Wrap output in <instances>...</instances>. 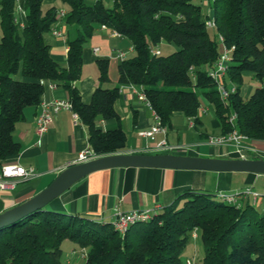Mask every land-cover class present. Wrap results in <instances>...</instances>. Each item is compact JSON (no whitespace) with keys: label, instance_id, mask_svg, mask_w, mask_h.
Wrapping results in <instances>:
<instances>
[{"label":"trees","instance_id":"16d2710c","mask_svg":"<svg viewBox=\"0 0 264 264\" xmlns=\"http://www.w3.org/2000/svg\"><path fill=\"white\" fill-rule=\"evenodd\" d=\"M61 1L67 10L59 17L54 5L44 10L43 0H24L21 25L16 20L17 0H0V162L19 153L21 145L12 137L14 126L26 106L38 104L40 80L45 78L68 89L95 156L125 149L126 133L120 125L102 130L97 121L118 119L114 102L120 85L129 83L142 87L167 129L175 111L198 121L200 93L213 105L220 134L237 129L248 139L264 140V85L240 94L245 71L264 84V0H209L212 15L207 16L215 21L214 32L195 0H113L109 7L103 0ZM61 20L76 27L75 36L66 39L65 65L51 57L48 40ZM102 24L127 37L134 55L119 60L117 85L112 87L104 85L109 81L108 59L97 58L98 85L86 103L76 82L85 44ZM217 34L231 48L222 81L233 82L236 90L226 100L210 74L221 51ZM161 41L174 43L177 49L163 55L156 46ZM215 196L186 189L161 211L150 212L122 233L112 222L46 205L0 228V264H63L65 240L86 251L82 264H186L183 253L197 231L203 255L195 264H264V210L258 212L250 201L242 199L236 206Z\"/></svg>","mask_w":264,"mask_h":264},{"label":"crops","instance_id":"0c3cea01","mask_svg":"<svg viewBox=\"0 0 264 264\" xmlns=\"http://www.w3.org/2000/svg\"><path fill=\"white\" fill-rule=\"evenodd\" d=\"M54 1L56 0H43V3H53ZM15 13L19 23L23 25L25 20L20 18L26 13L24 0H17ZM207 15H212L210 6ZM209 29L214 30L213 28ZM101 30L104 42L102 40L99 42L102 43V47L95 45L85 48L88 55L85 57V51H83L82 73L76 82L82 100L86 103L90 101L91 95L98 85L99 71L96 61L93 62V59L108 57L110 60L116 59L118 65L119 59L116 57V52L122 50L127 57V54L133 50L132 45L123 48L128 44L127 37L111 35L109 29L101 28ZM49 42L51 57L65 65L66 34L64 33L63 37H56L52 41L49 40ZM117 45L118 47H115ZM94 47L98 48L96 52L93 51ZM109 65V81L110 77L112 80L104 85L112 87L117 85L118 76L116 78L115 68L109 75ZM40 82L43 85V91L38 104L29 105L23 109V118L16 122L12 132L13 139L20 143L21 149L11 160L0 162V166L12 162L26 168L32 167L36 174L25 178H16L12 188L0 189V212L21 203L42 190L63 168L77 162L79 152L89 147L86 125L82 122L75 123L72 112L68 109H62L55 113L48 129L40 136L36 134L34 119L40 111L41 104L55 99L67 100L69 98V91L62 84L46 78L41 79ZM114 107L118 113V119H99L97 125L102 130L112 129L119 125L123 129V120L127 121L130 139L126 135L125 149L121 152H162L155 149L156 141L162 137V134H156L153 139L139 135V131L147 129L153 122V114L149 105L140 101L137 95L130 91L128 84L120 85ZM173 115L183 116L187 125L195 131L191 141H187L189 138L187 135H184L183 143L170 141V130L174 126L171 121L166 133L169 143L187 145L189 148L186 154L212 157L230 156L231 146L207 142L209 135H217L221 132L220 123L216 118L211 119L212 131L208 132L206 123L209 119L203 115L199 116L196 123H194L193 117H186L181 111H175ZM245 143L264 151V140L247 138ZM245 188H250L260 195L254 202L251 195L245 196L243 203L250 201L255 207L257 204L264 206V197H262L264 196V174L157 167H113L89 173L51 201L49 206L67 213L84 215L99 222L111 223L117 209L124 212L132 210L159 212L186 189L202 190L217 195L218 192L241 191ZM73 248L68 251L65 263L82 264L84 258L79 253L72 254Z\"/></svg>","mask_w":264,"mask_h":264},{"label":"built area","instance_id":"2783aa9c","mask_svg":"<svg viewBox=\"0 0 264 264\" xmlns=\"http://www.w3.org/2000/svg\"><path fill=\"white\" fill-rule=\"evenodd\" d=\"M113 1V0H110ZM64 10H58V16L62 17L64 16ZM17 22L18 19L16 18ZM59 22H57L54 27L51 30V34L56 37H63L64 32L59 27ZM206 26L209 28L215 27V21L213 18H208L205 22ZM101 28L103 29H109L110 34L114 36H119L120 34L109 27H107L105 24L101 25ZM217 38L219 40V43L221 45V51L219 54V57L215 63L214 69L210 71V74L212 77L217 81V88L218 92L222 99L226 100L230 92H234L236 90V87L233 86L230 90L226 88V85L223 83V77L225 76L227 69H228V63L230 58V51L231 48L228 47L224 41L221 35L217 34ZM98 50L97 47L93 48V51L96 52ZM152 52L158 54L159 50L156 48L152 49ZM116 57L119 60H122L125 58V52L122 50H118L116 52ZM54 85V84H53ZM128 87L132 93L137 95L138 99L141 101H144L152 110L153 114V122L149 125V127L145 130L139 131L140 136L149 137V138H155L156 134H162V137L156 141L155 149L157 151H168L173 153H181L186 154L188 150L187 145L183 144H171L168 142L166 138L167 133V127L162 123L161 117L159 114L151 107L149 100L143 91L142 87L139 85H135L132 83L128 84ZM62 109H68L71 110L74 122H81V119L77 112H75L72 108V104L69 99L62 100V99H55L48 102H43L41 104L40 111L36 114L34 119L35 124V132L37 135L43 134L49 126V123L52 121L53 116L55 113H57L59 110ZM205 108H202V111H205ZM235 119V113L233 112L230 117L229 121L233 123ZM247 139V136L243 133H240L237 129H232L228 133L225 134H217V135H209L207 137V142L210 144H217L221 146H231L232 149L229 151V155L237 156V157H245L248 158L250 155H259L262 156L264 154V151L258 149L257 147L247 145L245 143V140ZM96 157L90 147L86 148L85 150L79 152L78 160L77 162L86 161L91 158ZM36 173L32 167H24L22 165H19L17 163H4L0 166V189H7L12 188L15 184L16 178L19 177H29L34 176ZM251 195L253 202L255 199L260 195L258 192L251 190L250 188H245L241 191H230V192H218L217 196L222 199L224 202L234 204L236 206H239L241 204V201L243 197ZM262 210H264V206H262ZM150 216L149 210H132L128 212L120 211L119 209L115 212V218L112 221L113 227L119 231L120 233L124 232L126 228L142 219H146ZM193 236L195 237L196 234L194 233ZM72 254L79 253L82 258L86 257V251L84 249H80L79 251L72 250ZM186 264H195L194 259L186 258L185 259Z\"/></svg>","mask_w":264,"mask_h":264},{"label":"water","instance_id":"95a60500","mask_svg":"<svg viewBox=\"0 0 264 264\" xmlns=\"http://www.w3.org/2000/svg\"><path fill=\"white\" fill-rule=\"evenodd\" d=\"M157 167L197 169L215 172H252L264 174V156H199L173 152H116L75 162L63 168L42 190L28 199L0 212V228L49 205L75 182L89 173L113 167Z\"/></svg>","mask_w":264,"mask_h":264},{"label":"rangeland","instance_id":"374dc122","mask_svg":"<svg viewBox=\"0 0 264 264\" xmlns=\"http://www.w3.org/2000/svg\"><path fill=\"white\" fill-rule=\"evenodd\" d=\"M95 0H85L86 4H92L94 3ZM198 4H201L202 7V11L204 14L205 19H208L207 16V10L209 8V0H195ZM103 4L106 7L111 6V1L110 0H103ZM54 5L55 8L57 10H64L66 12L67 10V5L64 4L61 0H56L53 3H43V9L46 10L49 6ZM21 20H25V16L21 15ZM59 27L60 29L66 34V39L67 37L73 38L75 36L76 33V27L73 24H69L67 23L66 20H61L59 23ZM101 28L100 27H96L94 29V31L92 32L91 36L88 38L87 42H86V46L85 48H89V47H93L95 45H98L100 47H102V43H100L99 41L102 40L104 42L103 39V33H101ZM120 37V36H119ZM54 38V36H49V40L52 41ZM128 44L124 45L123 48L128 47L131 44V41L129 39H127ZM157 48L160 49L161 54L166 55L172 51H174L175 49H177V45H175L174 43H169L166 41H161L159 42L157 45ZM115 47H118L115 46ZM84 50V56L86 57L87 54V50ZM134 55V50H132L131 52H129L127 54V58H130ZM108 58V57H106ZM109 59V58H108ZM116 60V59H115ZM110 60L109 59V75L110 72H113V68H115L116 71V78L118 76V72H117V60ZM93 62H95V59H93ZM111 77H110V81H111ZM109 81V82H110ZM264 84L260 83L259 81H257V79L249 72H244L242 74V80L240 83V94L241 95H247L249 94L255 87L257 86H262ZM233 86H235V84L231 81H229L228 79L226 80V88L228 90H230ZM199 100H200V107L198 109V116L203 115L204 117H207L209 119L208 123H206L207 125V131L210 132L212 131V128L210 127L211 124V119L215 118V113H214V109H213V105L211 103H209L200 93H199ZM202 108H205V111H202ZM194 119V117L192 118ZM171 121L174 123V126L172 128V130H170V134H169V140L170 141H178L179 143H183V137L184 135L189 136L187 141H191L192 137L194 136V129L190 128L187 123L184 121L183 116L181 115H173L171 117ZM127 121L123 120V129L126 132V135L128 137V139H130V132L127 130ZM178 135V137H177ZM178 139V140H177ZM130 141V140H129ZM175 144V143H174ZM206 147V146H205ZM264 197V196H262ZM216 198V197H215ZM256 209L258 210V212H261L262 210V206H260L259 204L256 205ZM69 240H65L62 244V248H63V252H62V261L63 264L65 263L66 259H67V255H68V251L74 247L75 249L79 250L78 247H76L74 244ZM203 255V246H202V241H201V237H200V232L197 231V237L193 238L187 245L184 253H183V258H190V259H198L200 257H202Z\"/></svg>","mask_w":264,"mask_h":264}]
</instances>
